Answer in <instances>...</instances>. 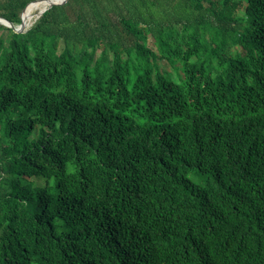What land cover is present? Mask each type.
<instances>
[{
  "label": "trees",
  "instance_id": "obj_1",
  "mask_svg": "<svg viewBox=\"0 0 264 264\" xmlns=\"http://www.w3.org/2000/svg\"><path fill=\"white\" fill-rule=\"evenodd\" d=\"M0 264H264V0L0 23Z\"/></svg>",
  "mask_w": 264,
  "mask_h": 264
},
{
  "label": "bare ground",
  "instance_id": "obj_2",
  "mask_svg": "<svg viewBox=\"0 0 264 264\" xmlns=\"http://www.w3.org/2000/svg\"><path fill=\"white\" fill-rule=\"evenodd\" d=\"M50 4V0H42L31 3L23 12L22 21L24 24L29 27L33 20L38 17L42 11L48 8Z\"/></svg>",
  "mask_w": 264,
  "mask_h": 264
},
{
  "label": "water",
  "instance_id": "obj_3",
  "mask_svg": "<svg viewBox=\"0 0 264 264\" xmlns=\"http://www.w3.org/2000/svg\"><path fill=\"white\" fill-rule=\"evenodd\" d=\"M37 1H42V0H37ZM51 1V4H50V6L48 7V8H50V7H52L53 5H61V4H64V3H66L68 0H50ZM34 2H36V1H34ZM27 8V7H26ZM26 8L23 10V12L26 10ZM48 8H46L44 11H42L40 14H39V16H38V18L48 9ZM0 23H2V24H4V25H6V26H9V27H11V28H13V29H15L17 32H21V33H23V32H26V31H28L30 28L29 27H27L25 24H24V22L22 21L19 25H14L13 23H11V22H9L8 20H6V19H4V18H2V17H0Z\"/></svg>",
  "mask_w": 264,
  "mask_h": 264
},
{
  "label": "rangeland",
  "instance_id": "obj_4",
  "mask_svg": "<svg viewBox=\"0 0 264 264\" xmlns=\"http://www.w3.org/2000/svg\"><path fill=\"white\" fill-rule=\"evenodd\" d=\"M37 18H38V17H36V18L33 20V22L31 23V25L29 26V28L33 26V24H34V22L37 20ZM161 67H162V68H167L168 70H171V67H170L167 63L164 64V62L161 63Z\"/></svg>",
  "mask_w": 264,
  "mask_h": 264
}]
</instances>
